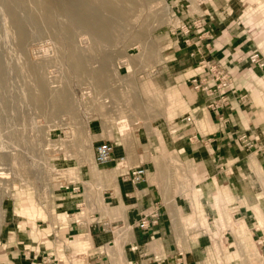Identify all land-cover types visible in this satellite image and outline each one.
I'll use <instances>...</instances> for the list:
<instances>
[{"label": "rangeland", "instance_id": "obj_1", "mask_svg": "<svg viewBox=\"0 0 264 264\" xmlns=\"http://www.w3.org/2000/svg\"><path fill=\"white\" fill-rule=\"evenodd\" d=\"M16 1L30 43L19 49L0 4V264H18L17 248H33L41 233L33 228L31 218H46L44 202L52 200L46 189L41 192L39 188H46L48 183L57 188L68 186L69 178H74L79 168L94 166L92 143L101 132L116 128L118 123L146 126L158 132L165 117L171 120L187 108L179 90L166 88L167 78L173 83L168 64L185 34L177 28L181 20L173 16L182 3L193 15L194 11L201 14L191 18H202L211 37L207 16L214 11L218 16L214 18L216 24L241 28L242 36L256 45V49L240 57L236 66L227 69L234 77L240 73L246 79L242 86L248 93L254 91L264 106V80L255 73L257 65L245 58L252 51L264 55V0H131L129 14L116 18L118 28L110 32L108 41L95 43L91 34L73 29L74 47L66 44L62 33L54 34L43 23L36 0ZM102 14L112 17L107 12ZM57 20L65 21L61 17ZM215 64L224 67L223 61ZM102 67L104 74L99 77L96 73ZM196 67L189 74L200 75L203 69L198 68L199 63ZM234 81L233 78L230 91L235 89ZM247 98V94L242 96ZM99 125L103 128L97 129ZM255 141L251 140L252 147L244 145L253 150ZM167 153L171 160L163 162V169L174 178L175 188L183 191L199 184L192 163L176 160L171 151ZM75 154L76 158L83 156V160H70ZM4 222L7 228L1 230ZM192 222V230L213 236L218 252L223 225L210 220L206 212ZM257 224L264 232V214H260ZM246 227L236 221L231 229L243 239L240 255L237 252L235 257H218L217 264H264V254L246 241ZM22 229L29 232V242L23 245ZM64 243L86 256L91 250L80 238ZM55 247L61 248L60 244ZM71 257L61 253L51 259L53 262L45 257L44 264L86 261Z\"/></svg>", "mask_w": 264, "mask_h": 264}, {"label": "crops", "instance_id": "obj_2", "mask_svg": "<svg viewBox=\"0 0 264 264\" xmlns=\"http://www.w3.org/2000/svg\"><path fill=\"white\" fill-rule=\"evenodd\" d=\"M181 5V20L201 15L194 11V16L189 7ZM215 16L214 11L207 16L212 37L196 32L182 34V45L175 48V57L168 64L173 83L167 78L166 88L179 90L187 108L171 120L165 117L158 132L121 123L101 132L93 140V150L103 141H112L115 162L84 170L78 167L68 186L57 188L48 183L46 188H39L41 192L46 189L52 200L44 202L46 218H31L33 228H38L41 236L32 249L17 248L18 264H44L45 257H58L61 253L69 259H73L72 254L86 260L72 264H217L218 257H235L243 246V239L231 230L236 221L247 226L250 234L245 235L246 241L264 254V232L257 227L260 214H264V106L254 91L248 93L242 86L246 79L236 72L235 89L228 92L230 104L211 109L212 100L197 85L201 81L214 85L212 75L189 74L202 58L212 63L223 61L226 68L232 69L240 57L257 48L242 36L241 28L232 24L222 27L214 22ZM198 42L202 52L193 55ZM244 64L243 61L239 66ZM255 67L257 76L264 80V68ZM191 82L195 84L190 85ZM245 94L248 98L244 100ZM242 136L256 139L253 150L240 141ZM167 151L176 160L196 167L199 184L183 191L175 188L174 178L163 169V162L171 160ZM74 156L70 160H83V156ZM120 158L124 160L118 161ZM138 165L147 169V176L142 183L134 184L122 175ZM76 185L81 186L79 192L72 190ZM80 202L84 204L81 208ZM156 202L161 205L159 225L149 231L139 229L135 223L141 211ZM201 212L223 225L218 252L210 233L192 230V221ZM4 223L1 230L7 228ZM28 233L22 229V245L29 242ZM77 238L91 247L88 256L65 246V240ZM48 242L51 244L47 246ZM59 244L58 249L55 246Z\"/></svg>", "mask_w": 264, "mask_h": 264}, {"label": "bare ground", "instance_id": "obj_3", "mask_svg": "<svg viewBox=\"0 0 264 264\" xmlns=\"http://www.w3.org/2000/svg\"><path fill=\"white\" fill-rule=\"evenodd\" d=\"M16 2L0 0L2 16L13 31L19 49H22L30 43V39ZM36 4L41 11L43 23L54 34L62 33L69 47H74L76 43L73 29L91 34L95 43L108 41L110 32L118 28V20L129 14L131 8V0H36ZM102 12H107L112 17H105ZM59 17L65 21L57 20ZM104 70L105 67H102L96 74L101 77ZM87 73L88 70L85 74Z\"/></svg>", "mask_w": 264, "mask_h": 264}, {"label": "built area", "instance_id": "obj_4", "mask_svg": "<svg viewBox=\"0 0 264 264\" xmlns=\"http://www.w3.org/2000/svg\"><path fill=\"white\" fill-rule=\"evenodd\" d=\"M199 3L203 2L204 0H197ZM181 2V1H180ZM179 2V3H180ZM182 6V5H181ZM176 11L173 12L174 17H179L180 9L175 8ZM181 20V19H180ZM207 25L202 18H188L187 20H181L180 25L177 26L178 29H181L185 34H188L190 29L192 32L189 34L202 33L207 34L208 38H211L210 32L206 28ZM172 34H175L173 32ZM196 52L193 53H201L202 52V45L198 43ZM209 45V44H208ZM245 58L249 60L251 63L256 64L260 68H264V55L258 51H252L248 53ZM203 70L199 72V74L208 70L212 74V78L214 79V85L205 84L203 81L198 86L202 91H204L210 100L209 107L211 109H220L230 104V97L228 92L231 90V86L233 83V72L227 69L225 66L215 64L210 62L209 60L202 58L199 62V67ZM188 120H191V117H188ZM242 143L248 147H252L253 144L251 143V139L249 140L247 136L241 137ZM115 145L112 141H103L95 147L94 156H93V164L95 166H106L116 161L114 156ZM124 158H120L118 161H123ZM123 177L128 178L134 184H140L146 180L147 176V169L141 165L135 166L133 168L128 169L122 175ZM81 186L76 185L73 187V191L79 192ZM83 202L78 203L79 208L83 206ZM161 218V205L160 203L156 202L150 205L149 207L143 209L140 213L139 219L136 221L135 225L143 230L149 231L155 229L159 223ZM47 259H52V257L48 256ZM53 262V260H51Z\"/></svg>", "mask_w": 264, "mask_h": 264}]
</instances>
